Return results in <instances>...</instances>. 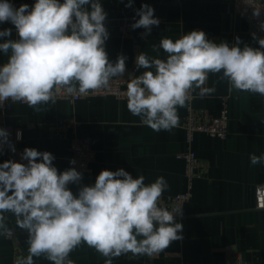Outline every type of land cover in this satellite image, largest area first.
Here are the masks:
<instances>
[{
	"label": "clouds",
	"instance_id": "obj_1",
	"mask_svg": "<svg viewBox=\"0 0 264 264\" xmlns=\"http://www.w3.org/2000/svg\"><path fill=\"white\" fill-rule=\"evenodd\" d=\"M125 6L131 7L132 0ZM136 15L133 29L150 33L160 23L147 4ZM106 16L99 0H36L31 9L0 0V23L10 22L16 30L15 39L0 43V53L8 57L0 66V105L11 100L40 111V105L54 103L61 92L82 96L122 77L126 57L120 55L113 63L104 47L109 36ZM11 36L10 28L0 31V38ZM257 43L258 48L241 47L239 37L232 45L216 43L202 30L175 41L162 38L159 48L165 59L146 53L136 58L137 69L145 71L127 82L123 95L128 110L156 132L171 131L179 124L178 109L195 90L200 96L216 91L215 86L205 87L210 73L227 80L229 91L264 97V38ZM8 137L0 129V146L7 143L15 152ZM21 159L27 163H0V234L9 231L4 216L8 212L28 232L27 255H18L14 264H34V257L41 256L51 264H74L70 254L82 243L105 257L104 264H113L114 258L129 253L153 257L183 239V224L175 220L182 208L169 210L160 204L169 187L163 176L145 184L143 175L133 178L123 168L105 169L94 184L81 186L74 195L68 185L79 184L81 172H59L52 153L34 148H25ZM249 159L252 165L264 163V155L250 154Z\"/></svg>",
	"mask_w": 264,
	"mask_h": 264
},
{
	"label": "crops",
	"instance_id": "obj_2",
	"mask_svg": "<svg viewBox=\"0 0 264 264\" xmlns=\"http://www.w3.org/2000/svg\"><path fill=\"white\" fill-rule=\"evenodd\" d=\"M15 7L36 0H9ZM107 13L104 25L109 33L105 50L109 61L126 57L122 78L141 75L136 58L146 53L150 58L165 59L159 48L162 38L173 41L193 30H202L213 42L245 44L260 47L259 37L251 30L247 17L240 12L237 0H99ZM143 4L154 9L160 23L151 32L131 26L139 19L136 11ZM16 30L10 22L0 23V31ZM254 35L256 39H254ZM153 45L157 50H153ZM8 57L0 53V66ZM215 86L210 95L192 93L187 105L178 109L179 124L171 131L156 132L140 123L130 113L126 98L113 95L90 96L78 100L59 99L40 105L35 111L21 102L0 106V128L10 124L22 128L23 145L38 151L50 152L53 165L59 172L73 168L71 141L74 137H89L96 151L91 171L81 172L79 184H69L74 195L84 185H92L102 170L123 168L133 178L145 177V184L163 176L169 187L160 198L161 206H174L171 198L191 191L182 215L176 222L183 224L182 240L173 241L163 252L153 257H132L131 253L113 259V264H264V209L256 207V189L264 183V163L252 165L250 154L264 155V97L259 94L229 91L227 80L220 74H209L205 87ZM218 116L228 109V133L224 138L199 131L193 143L187 141L184 128L188 107ZM196 153L205 168L193 180L185 173L182 154ZM9 160L7 149L0 146V163ZM8 232L0 234V264H14L18 255H27L28 232L16 225V217L4 213ZM74 264H104L105 257L82 243L69 257ZM34 264H51L43 256L34 257Z\"/></svg>",
	"mask_w": 264,
	"mask_h": 264
},
{
	"label": "built area",
	"instance_id": "obj_3",
	"mask_svg": "<svg viewBox=\"0 0 264 264\" xmlns=\"http://www.w3.org/2000/svg\"><path fill=\"white\" fill-rule=\"evenodd\" d=\"M237 5L241 13H243L250 24L251 30L259 37L264 38V28L261 24L264 23V0H237ZM259 10V15H254V10ZM126 91L125 81L122 77H114L110 81L107 88L97 91L89 92L86 95H69L61 92L57 94L56 98L70 99L72 101L90 96L113 95L118 98H125L123 93ZM6 101L2 108L6 106ZM184 128L187 132V141L189 144L193 143L195 134L199 131L207 132L212 136L224 138L228 133V109L224 106L218 116H210L202 110L195 109L192 106L188 107V113L185 117ZM0 129H4L9 133V141L11 146L15 147V152L11 151L9 144H4L7 149V156L9 160L15 162L27 163L26 160L21 159V155L26 148L23 145L24 133L22 128L15 127L10 124H4ZM21 134V138L17 139V134ZM71 149L73 150L72 160H75L73 168L78 172L91 171L92 163L96 158V151L92 146L89 137H74L71 141ZM182 157L185 161V173L189 181V186H192L193 180L201 175L205 168L204 164L198 158L196 153L191 149L184 152ZM191 191L179 193L171 198V203L174 206H180L182 211L185 203L190 199ZM256 207L264 209V183L259 184L256 189Z\"/></svg>",
	"mask_w": 264,
	"mask_h": 264
}]
</instances>
